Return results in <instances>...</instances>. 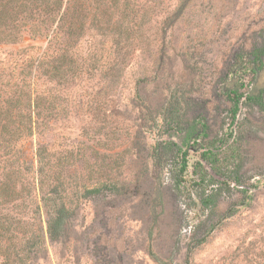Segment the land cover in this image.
Returning <instances> with one entry per match:
<instances>
[{"label": "rangeland", "instance_id": "rangeland-1", "mask_svg": "<svg viewBox=\"0 0 264 264\" xmlns=\"http://www.w3.org/2000/svg\"><path fill=\"white\" fill-rule=\"evenodd\" d=\"M135 2L137 13L144 17L136 29L120 36L110 24L89 19L85 35L69 51L71 58H64L69 65L74 63L69 70L75 77L55 84L40 74L37 88L47 96L55 94L58 119L42 137L25 139L22 150L34 163L39 140L57 154L80 142L94 150L93 162L117 161L121 172L135 177L139 164L133 153L137 150L143 156L138 141L153 144L169 138L182 145L183 126L163 127L157 120L161 99L170 97L182 102L185 120L202 122L199 113L203 110L211 136L226 142L224 146L233 143L240 127H248L250 136L239 157V172L237 156L229 160L220 156L221 175H214L202 161L221 188L218 209L231 208L235 213L222 219L190 255L192 226L203 212L197 200L201 190L191 186L195 178L192 164L200 155L188 150L186 189L174 196V222L160 206L145 213L141 204L145 191L131 188L111 201V206L101 205L94 222V209L85 202L74 230L88 240L52 242L46 238V251L34 264H264V113L242 106L231 125L222 92L224 74L236 63L239 50L252 44L253 32L264 29V0ZM132 32L133 42L126 40ZM46 47L45 38H32L28 33L16 43H0V94L21 92L25 102L35 58ZM43 62L48 69L50 59L46 56ZM258 86L264 87V74ZM135 90L140 92L137 99ZM133 131L137 133L135 151L128 144ZM171 175L164 169L160 182L154 177L153 186L160 184L164 191L172 182Z\"/></svg>", "mask_w": 264, "mask_h": 264}, {"label": "trees", "instance_id": "trees-1", "mask_svg": "<svg viewBox=\"0 0 264 264\" xmlns=\"http://www.w3.org/2000/svg\"><path fill=\"white\" fill-rule=\"evenodd\" d=\"M135 1L0 0V43H16L27 33L32 38L43 37L47 40V51L35 58L26 84L25 102L22 103L21 92L8 96L0 94V264H34L46 251V238L52 242L77 240L81 237V240H88L83 232L77 235L74 230L82 205L85 202L92 205L94 222L101 205L111 206V201L118 200L131 188L136 191L143 188L145 191V199L141 202L145 213H151L153 207L160 206L161 212L164 211L166 217L169 216L174 222L173 214L177 210L174 196L186 189L188 150L200 155V160L192 164L195 178L191 186L201 190L197 200L203 212L202 218L192 226L188 246L190 255L195 247L206 241L222 219L235 213L231 208L225 211L218 209L221 188L202 161L209 165L214 175H221L217 163L218 159L221 161L220 156L225 160L237 156L236 172H239V157L246 150L247 138L250 136L248 127L238 125L239 134L228 145L229 149L223 144L226 142L211 136L203 110L199 113L202 122L197 124L185 120L180 111L182 102L171 100L170 97L161 99L157 120L163 127L183 126L182 145H185V149L169 138L153 144L143 139L141 143L138 141L143 153L141 156L133 146L137 135L133 131L128 144L129 147L132 144V151H135L133 155L139 164L135 177L121 172L122 165L115 166L117 161L93 162L94 150L85 144L82 146L80 142L57 154L39 140L34 163L28 161L22 150L25 139L42 137L45 129L58 119L55 94L47 96L37 88L40 74L44 73L55 84L67 81L68 77H75L74 72L69 70L74 63L69 65L64 58H71L69 51L85 35L89 19L110 24L117 36H120L136 29L144 17L137 13L138 3ZM133 33H127L126 40ZM253 35L252 44L239 50L236 63L225 72L222 80V92L228 105L231 125H234L242 106L264 113V87L258 86L259 78L264 74V29L253 32ZM135 39L132 37L130 41ZM60 44L62 47H59ZM46 56L50 59L47 66L51 63L48 69L43 62ZM139 97L140 92L135 90L134 99ZM167 157L173 159L170 164L164 162ZM164 169L172 174V182L163 191L160 184H157V188L153 186V180L157 176L160 182V174ZM234 181L241 185L238 178ZM101 227L104 229L103 224ZM94 250L98 252L97 248Z\"/></svg>", "mask_w": 264, "mask_h": 264}]
</instances>
